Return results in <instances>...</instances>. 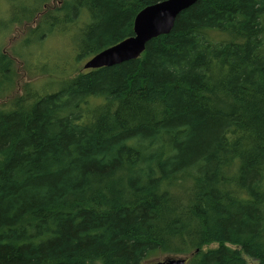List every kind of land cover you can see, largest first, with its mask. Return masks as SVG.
Wrapping results in <instances>:
<instances>
[{"label":"trees","instance_id":"16d2710c","mask_svg":"<svg viewBox=\"0 0 264 264\" xmlns=\"http://www.w3.org/2000/svg\"><path fill=\"white\" fill-rule=\"evenodd\" d=\"M161 1L60 0L13 53L52 38L35 67L63 75L64 41L73 67ZM48 2L0 0V37ZM59 85L0 109V264H264V0H198L137 59Z\"/></svg>","mask_w":264,"mask_h":264},{"label":"rangeland","instance_id":"374dc122","mask_svg":"<svg viewBox=\"0 0 264 264\" xmlns=\"http://www.w3.org/2000/svg\"><path fill=\"white\" fill-rule=\"evenodd\" d=\"M59 1L60 0H49L48 3L43 5L36 17H34L31 21L12 24L10 30L4 36L0 37V54L5 55V58L11 62V68L13 71V83L10 90L0 96V109L11 108L14 103H18L20 98L23 95H27V93L29 95L31 93L33 94V92L38 93L40 92V89L44 91H52L56 87L58 88L60 86L59 83L66 82L72 77L84 72L83 66L90 58L83 59L73 67L69 66L66 68L68 64L72 65V63H74L72 62L74 56L68 50L65 51L70 48L68 40L67 42H63L58 52V59L60 62L68 63L60 64V67L62 66V70L65 69L63 71V75H52L47 73L42 74L39 73L35 67L36 62L37 64L46 62L47 64H50L46 68L52 70L51 65L54 57V53L52 52V49H54L52 38L45 40V44L42 45L40 42L35 43L37 40L35 41L31 35L33 45L28 49V51H26L23 47L20 49L22 58L14 55L13 53L14 48L18 46L20 42H23L25 38L29 37L30 33L37 27L39 21L45 18L44 16L47 17L48 13H51L50 16H52V10H54L56 6L60 5ZM3 8L5 12L6 8L4 5ZM4 15L6 16V13H4ZM48 31L44 33V39L48 38L50 32L52 33V26H49ZM64 55L65 57H63ZM47 85H50L52 88ZM214 247H216V244L205 247L203 250ZM177 257L179 258V256ZM246 261L248 264H255V262L251 260L246 259Z\"/></svg>","mask_w":264,"mask_h":264},{"label":"water","instance_id":"95a60500","mask_svg":"<svg viewBox=\"0 0 264 264\" xmlns=\"http://www.w3.org/2000/svg\"><path fill=\"white\" fill-rule=\"evenodd\" d=\"M198 0H165L140 10L134 18L133 35L108 47L84 64V70L112 67L137 59L151 39L167 35L176 16ZM152 264H186L185 257H168Z\"/></svg>","mask_w":264,"mask_h":264},{"label":"bare ground","instance_id":"6f19581e","mask_svg":"<svg viewBox=\"0 0 264 264\" xmlns=\"http://www.w3.org/2000/svg\"><path fill=\"white\" fill-rule=\"evenodd\" d=\"M187 9V8H186ZM182 12V11H181ZM90 60V59H89ZM89 60L87 62H85V64H87L89 62Z\"/></svg>","mask_w":264,"mask_h":264}]
</instances>
